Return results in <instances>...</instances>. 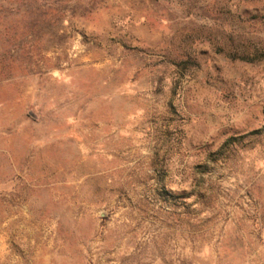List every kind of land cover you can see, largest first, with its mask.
Returning a JSON list of instances; mask_svg holds the SVG:
<instances>
[{
  "label": "rangeland",
  "instance_id": "374dc122",
  "mask_svg": "<svg viewBox=\"0 0 264 264\" xmlns=\"http://www.w3.org/2000/svg\"><path fill=\"white\" fill-rule=\"evenodd\" d=\"M0 264H264V0H0Z\"/></svg>",
  "mask_w": 264,
  "mask_h": 264
}]
</instances>
